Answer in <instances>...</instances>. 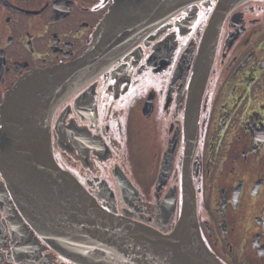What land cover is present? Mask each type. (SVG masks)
Wrapping results in <instances>:
<instances>
[{"label":"flooded vegetation","instance_id":"1","mask_svg":"<svg viewBox=\"0 0 264 264\" xmlns=\"http://www.w3.org/2000/svg\"><path fill=\"white\" fill-rule=\"evenodd\" d=\"M112 2L0 0V116L25 74L86 51ZM216 3L188 4L63 99L52 152L103 208L163 232L178 218L188 172L208 248L223 264H264V0L225 13L196 135H186L188 88ZM0 264H77L39 235L1 169Z\"/></svg>","mask_w":264,"mask_h":264},{"label":"water","instance_id":"2","mask_svg":"<svg viewBox=\"0 0 264 264\" xmlns=\"http://www.w3.org/2000/svg\"><path fill=\"white\" fill-rule=\"evenodd\" d=\"M195 1L113 0L80 57L25 74L3 102L0 169L39 235L77 264H223L201 237L188 172L178 218L169 232H163L103 208L56 162L51 146L50 124L58 104L119 60L149 30ZM243 1L217 0L202 35L188 88V143L196 135L198 101L222 20L227 10Z\"/></svg>","mask_w":264,"mask_h":264}]
</instances>
